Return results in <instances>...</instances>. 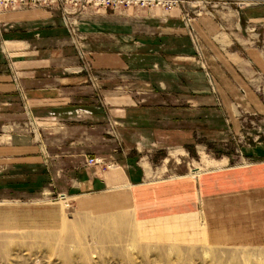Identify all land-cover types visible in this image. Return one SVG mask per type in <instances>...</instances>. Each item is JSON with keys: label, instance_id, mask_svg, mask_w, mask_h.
<instances>
[{"label": "rangeland", "instance_id": "374dc122", "mask_svg": "<svg viewBox=\"0 0 264 264\" xmlns=\"http://www.w3.org/2000/svg\"><path fill=\"white\" fill-rule=\"evenodd\" d=\"M171 1L175 3L167 5L166 0H161L160 4L128 6L119 3L101 5L92 0H53L0 5V14L40 9L55 15L66 32V46L76 54L79 73H85L98 90L123 92L119 95L138 101L137 106L144 102L149 104L151 99L157 107L169 99L170 94L169 90L161 91L159 82L165 80L181 85L183 101L178 102L177 107L178 116L183 117V136L169 138L176 134L171 132L175 125L170 124V118L177 114L172 110L175 108L162 111L155 108L151 125H144L139 120L129 128L109 116L105 132L115 143L114 153L118 156L107 160L87 156L86 169L99 168L100 175L101 172L123 169L127 175L136 173L143 179L142 184L156 185L172 179L196 181L209 172L264 163V154L247 151L264 148V89L256 93L262 110L242 107L234 98L230 102L232 107L223 106L214 86V75L208 68L207 54L191 27L196 19L207 15L211 21L221 23L223 31L237 32L244 41L242 45L253 47L264 59V0ZM175 10L180 11L181 25L185 29V35L178 38L160 37L155 31L150 33L149 28L143 26L153 27L157 23H149L148 19L129 18L146 12L159 20L162 13L168 16ZM105 16L111 20L120 19V24L113 26H120L121 33L113 32L111 25L104 26L102 17ZM234 23L239 25L238 30ZM6 26L0 20V67L4 64L10 69L17 97L6 105L0 104V142L10 143L21 138L33 139L38 125L28 106L25 88L16 76V68L5 58ZM112 48L132 56V66L118 76L97 72L93 62L94 51L116 50ZM240 53L245 58V53ZM256 72L260 74L258 69ZM241 98L243 101L244 97ZM102 100L108 110L109 99L103 96ZM190 100H194L193 108ZM171 101L176 105L175 99ZM160 115L168 121L162 119L164 122L155 129V121H159ZM143 133L146 136L139 137ZM158 134L164 138L155 139ZM143 162L152 170L150 177L141 166ZM96 169L93 171L95 176ZM77 175L66 171L52 172L48 178L40 175L35 184L36 174L25 167L9 165L0 171V264H264V232L250 235L251 230H242L246 235L232 234V237L236 236L233 243H228L230 236H222L217 243H210L207 233L216 240L217 229L210 231L203 215L207 214L204 207L191 221L178 218L157 226H139L130 217L127 206L100 211L82 208L80 201L124 190L85 195L82 189L72 186L79 180ZM126 190L129 191L130 186ZM214 206L224 208V204ZM251 207L254 210L247 217L249 222L245 223L259 224V217L263 215L264 218V213L260 212L264 207L261 204ZM238 210L236 206L233 217L240 214ZM233 220L239 223L238 219Z\"/></svg>", "mask_w": 264, "mask_h": 264}, {"label": "crops", "instance_id": "0c3cea01", "mask_svg": "<svg viewBox=\"0 0 264 264\" xmlns=\"http://www.w3.org/2000/svg\"><path fill=\"white\" fill-rule=\"evenodd\" d=\"M128 12L133 14L131 11ZM150 13L155 14V11ZM141 14L144 15L138 13L130 15L129 18L136 16L143 20L148 19L149 23L159 24L157 27L143 26V28L148 27L150 33L155 31L160 37L169 39L185 35L184 25H181V13L178 10L168 16L162 13L159 18L157 17L159 20L153 19L155 17L146 12ZM205 16L207 19L204 17L196 19L191 27L194 36L199 38L202 49L207 54L206 59L210 64L208 68L214 75L212 77L219 100L222 101L223 106H227L226 108L232 107L230 102L234 98L236 101L239 100L242 107L262 110L256 93L264 89V59L253 47L243 46L244 41L237 32L227 33L221 29L223 27L221 23L211 21L207 15ZM102 18L105 20L104 26L111 25V28H114L113 32L121 33L120 26H113L120 24V19L111 20L106 16ZM0 20L7 24L4 30V37L8 43L6 61L7 63L12 61L13 67L16 68L18 73L16 76L20 78V84L25 88L28 106L36 117L38 125L37 135L34 134L33 139L21 138L12 139L10 143L0 142V171L9 165L25 167L36 174L38 179L35 184L39 181L40 175L48 178L52 172L57 171L78 173L79 180L72 186L82 189L85 195L124 190L113 195L101 196V198L95 196L92 197L93 199L80 201V205L82 208H94L97 211L127 206L130 217H133L139 226L144 227L176 221L178 218L191 221L204 207L207 214L203 213V215L206 216L210 231L217 229L216 240L207 233L208 240L213 244L222 236L227 238L230 236L228 243H233L232 239L236 236L232 237V234L246 235L242 230H251L250 235L263 234V215L259 217V224L245 222H249L247 217H250L254 210L251 206L261 204L264 207V163L209 172L199 176L196 181L172 179L156 185L142 184L143 179L136 173L129 172L127 175L123 169L101 172L100 175L99 168L84 167L87 156L102 157L106 160L118 156L114 153L115 143L105 132L109 116L129 128L139 120L144 125H151L155 108L160 111L175 108L172 110L177 114L170 118V124L175 125L174 129L171 127V132L175 131L176 134L169 135V138L183 136V117L178 116L177 107L178 102L183 101L180 96L181 85L166 83L163 80L159 82L163 88L161 91L169 90V95L173 93L171 96L168 95L170 100L167 99L155 107L149 97V104L144 102L145 99L144 105L137 106L138 101L133 102L127 96L119 95L123 92L96 89L85 73H79L76 54L66 46L68 42L66 32L59 26V19L55 15L52 16L39 9L1 14ZM234 28L238 30L239 25L234 23ZM110 39H113V36ZM112 49L116 50L94 51L93 62L97 72L115 73L118 76L132 66L130 61L132 56L126 55V52L119 53L118 48ZM240 52L245 53V58ZM16 92L10 69L4 64L1 65V106L8 104L12 98L15 99ZM103 96L109 99L108 110L102 100ZM241 96L244 97L243 101ZM178 97H180L179 101ZM171 99L176 100V105H173ZM191 103L193 108L194 100ZM142 106H144L143 113L140 110ZM162 116H159V121H155V129L164 122L162 119L165 117ZM165 121L167 122L168 119ZM144 135L146 136V133L140 134L139 137ZM162 138L164 135L160 134L155 137V139ZM247 151L256 155L264 154V148ZM247 151V154L250 153ZM63 165L65 167L60 168ZM141 166L146 176L150 177L152 174L150 166L145 162ZM94 169L96 176L93 175ZM129 186L130 190L127 191ZM132 187L136 188L132 189ZM253 199L256 202H253ZM93 201L98 203L92 204ZM216 204H224V208H216L214 206ZM236 206L239 207L240 214L233 217ZM262 210L260 212L264 213V209ZM215 211L223 213L216 214ZM233 219H238L239 223ZM243 222L246 225H242ZM231 224L237 226L232 227Z\"/></svg>", "mask_w": 264, "mask_h": 264}, {"label": "built area", "instance_id": "2783aa9c", "mask_svg": "<svg viewBox=\"0 0 264 264\" xmlns=\"http://www.w3.org/2000/svg\"><path fill=\"white\" fill-rule=\"evenodd\" d=\"M23 1H26V2H30L31 3H34V4H38L39 2L41 1H53V0H0V5H2V3L4 2H10L12 4H17L18 2H23ZM92 1H96L98 4H126L128 6H131V4H134V5H142V6H146V5H150V4H160L161 3V0H92ZM166 3L167 5H172L174 4L175 2L174 1H171V0H166ZM98 162V161H96ZM111 168V167H110Z\"/></svg>", "mask_w": 264, "mask_h": 264}, {"label": "bare ground", "instance_id": "6f19581e", "mask_svg": "<svg viewBox=\"0 0 264 264\" xmlns=\"http://www.w3.org/2000/svg\"><path fill=\"white\" fill-rule=\"evenodd\" d=\"M0 16H1V14H0Z\"/></svg>", "mask_w": 264, "mask_h": 264}]
</instances>
